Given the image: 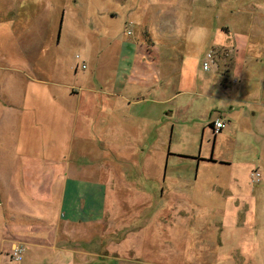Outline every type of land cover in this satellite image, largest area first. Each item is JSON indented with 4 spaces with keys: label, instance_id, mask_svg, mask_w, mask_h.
I'll list each match as a JSON object with an SVG mask.
<instances>
[{
    "label": "rangeland",
    "instance_id": "374dc122",
    "mask_svg": "<svg viewBox=\"0 0 264 264\" xmlns=\"http://www.w3.org/2000/svg\"><path fill=\"white\" fill-rule=\"evenodd\" d=\"M123 1L0 0V178L22 142L30 157L60 160L63 178L91 163L90 176L109 188L102 220L72 224L53 207L58 182L47 174L40 188L38 167L28 212L9 213L0 186V264H264V0ZM205 20L228 32L204 41L191 32L184 56L193 72L161 84L158 110L94 108L98 124L76 126L87 111L71 95L115 90L117 41L139 40L145 23L166 51L182 44L172 32ZM223 48L227 92L217 63L204 70L207 54ZM220 117L227 127L214 134Z\"/></svg>",
    "mask_w": 264,
    "mask_h": 264
},
{
    "label": "crops",
    "instance_id": "0c3cea01",
    "mask_svg": "<svg viewBox=\"0 0 264 264\" xmlns=\"http://www.w3.org/2000/svg\"><path fill=\"white\" fill-rule=\"evenodd\" d=\"M127 1L128 0H124L123 3H127ZM133 7L135 8L133 9ZM133 7H131V11L137 12L140 10L141 5L136 2ZM108 15L112 18L119 16L118 13L113 11L107 13V16ZM227 28L228 27L221 28L205 20L200 24V28L197 30L190 31L187 29V31L183 30L182 33L172 32L171 35L176 36L174 34L176 33L178 35V40H180L182 44L165 51L164 49L167 47H161L162 44H160L162 38L157 40L158 35L155 36L144 23L141 27L142 36L139 40L120 39L117 41L119 44L117 45L121 47V56L118 63L117 77L111 83L112 87L115 89L114 91H106V83L104 89L88 87L84 89V93L81 92V94L71 95L77 97V100H80L86 106L85 109L87 111L85 113L78 112L77 116L75 115L76 126L81 124L83 126L86 124L87 126L92 124L97 125L100 115L97 116L91 112L94 108V111L100 110L102 113H105L108 109L117 106L123 109H131L142 105L143 108H146L147 112L154 113L158 110L157 107L162 105L165 101L163 97L165 89L164 85L161 84L163 82L166 84V82L170 81V79L172 80L175 76L188 78L193 72L191 71L192 69L190 62L187 60V56H184L186 53L189 55L191 54L189 53V45L195 44L194 40H191L193 36L191 32L195 33V38L201 37V41H204L207 37H212L213 34L215 37L221 35L220 33L222 31L228 32ZM128 34L133 35V32L129 31ZM212 51L215 52V61L213 63H217L220 71L224 74V89L227 92L229 88L228 85L234 86V84L228 82L226 78L230 73L231 67L230 53L224 48ZM180 56L182 61V63H180L181 69L175 71V68L179 65L178 61ZM115 98H117V101H115ZM9 106H11V104ZM12 106L11 108L9 107L11 111L24 114L23 111L18 110L17 105ZM20 109H25V107L23 106ZM89 109L91 111H89ZM20 118L23 119V117ZM81 119L83 121H81ZM244 119L248 120L247 117ZM244 119L238 117L235 124L240 120L239 128L245 131L250 130L249 123L244 126ZM215 121L210 123V127L213 126ZM23 146L22 142L17 143L14 147L13 155L9 157L10 172L9 178L5 179L7 181H3L2 178H0V186H3L6 190V194L4 195L6 200L3 204L7 206L9 213H24L30 210L28 189L30 187V169L32 166L38 167L39 169L36 180L41 181L40 184L38 183L40 188H44V181L47 180L45 175L47 174L50 177L48 179L52 180V182H58L57 189L59 190V194L58 197L54 199L53 207L57 206V211L60 213V218L63 221L72 224H86L103 219L107 208L109 188L103 183V180L99 181L90 176L89 173H91L90 169L92 168L89 166L91 163H84V165H87V171H85L83 175H78L80 172L75 171L72 167L66 168L63 172V178L60 160L53 161L51 159L47 160L46 158L40 160L35 158L34 155L30 157L28 152L25 153ZM212 160L213 159H210L209 161L211 162ZM222 163L225 162L222 161ZM52 164L54 165L53 168ZM46 169H50L51 171L46 173ZM248 251H251V249H248ZM253 251L254 248H252V252ZM221 252L222 250L220 247V253Z\"/></svg>",
    "mask_w": 264,
    "mask_h": 264
},
{
    "label": "built area",
    "instance_id": "2783aa9c",
    "mask_svg": "<svg viewBox=\"0 0 264 264\" xmlns=\"http://www.w3.org/2000/svg\"><path fill=\"white\" fill-rule=\"evenodd\" d=\"M215 61V52L211 51L207 54L206 61L204 63V70H209L210 68V62L213 63ZM213 130L216 134L220 133L227 127V122L223 119H218L213 124ZM253 177L259 181V178H261L259 173L253 174ZM26 248L23 244L17 245L13 249L12 253V261L14 263H20L23 260V255L25 254Z\"/></svg>",
    "mask_w": 264,
    "mask_h": 264
},
{
    "label": "trees",
    "instance_id": "16d2710c",
    "mask_svg": "<svg viewBox=\"0 0 264 264\" xmlns=\"http://www.w3.org/2000/svg\"><path fill=\"white\" fill-rule=\"evenodd\" d=\"M213 127H214V126H211L212 129H214ZM214 134H216V133L214 132ZM215 136H216V135H215Z\"/></svg>",
    "mask_w": 264,
    "mask_h": 264
}]
</instances>
